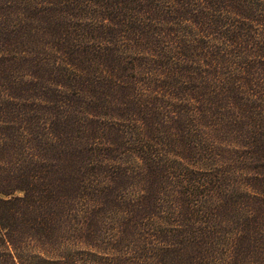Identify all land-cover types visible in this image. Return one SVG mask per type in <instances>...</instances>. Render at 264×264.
<instances>
[{"label":"trees","instance_id":"obj_1","mask_svg":"<svg viewBox=\"0 0 264 264\" xmlns=\"http://www.w3.org/2000/svg\"><path fill=\"white\" fill-rule=\"evenodd\" d=\"M60 202L161 264H264V0H0V257Z\"/></svg>","mask_w":264,"mask_h":264},{"label":"rangeland","instance_id":"obj_2","mask_svg":"<svg viewBox=\"0 0 264 264\" xmlns=\"http://www.w3.org/2000/svg\"><path fill=\"white\" fill-rule=\"evenodd\" d=\"M40 152L41 148L36 146L35 155ZM99 173L97 172L96 179H105L103 171ZM127 190L128 197L132 198L135 190ZM22 195L20 191H16L14 194L17 197ZM116 205L106 203L103 206L90 208L95 215L93 218L96 219V224L93 228L87 229V221L81 224L79 222L80 215L76 218L69 204L60 202V209L67 210L70 214L64 216L57 224H51L52 228H50V234H47V238H42L40 232L33 234L32 230L27 229L24 231L25 234L22 235L23 244L21 246L24 250L20 249L15 252L19 258L15 260L16 263L161 264V261L156 256H153L155 249H162L161 244L153 250L145 247L148 239L142 240L143 236L148 237L150 234L146 236L148 232L146 234L141 233L144 227H141L140 235L132 236L128 234L131 229H128L124 231L125 235H119L120 239H111L117 233V228H120V217L125 214L124 209L120 206L116 207ZM78 208L81 210L85 207L79 205ZM81 211L85 213L86 210ZM29 226L31 227V225ZM162 228L156 224L153 231L158 232ZM117 235L113 239H116ZM60 243L63 245L62 247ZM4 261L12 264L10 261L0 257V264H3L2 262Z\"/></svg>","mask_w":264,"mask_h":264}]
</instances>
